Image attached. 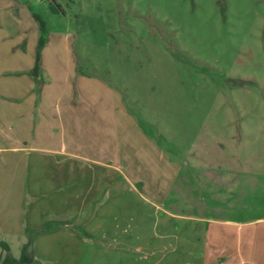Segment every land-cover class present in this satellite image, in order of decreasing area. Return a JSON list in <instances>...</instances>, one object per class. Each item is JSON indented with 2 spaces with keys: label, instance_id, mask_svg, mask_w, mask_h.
I'll use <instances>...</instances> for the list:
<instances>
[{
  "label": "rangeland",
  "instance_id": "1",
  "mask_svg": "<svg viewBox=\"0 0 264 264\" xmlns=\"http://www.w3.org/2000/svg\"><path fill=\"white\" fill-rule=\"evenodd\" d=\"M37 18L48 48L32 93L45 85L81 95L78 113L99 110L94 132L77 139L109 143L130 182L111 175L88 198L71 243L49 215L25 240L5 238V256L27 247L29 264H262L264 0H0L6 102L34 65ZM69 67L88 82L75 84ZM10 117L0 105V147L19 135L6 132ZM36 165L26 212L40 199L26 195Z\"/></svg>",
  "mask_w": 264,
  "mask_h": 264
},
{
  "label": "crops",
  "instance_id": "2",
  "mask_svg": "<svg viewBox=\"0 0 264 264\" xmlns=\"http://www.w3.org/2000/svg\"><path fill=\"white\" fill-rule=\"evenodd\" d=\"M28 20L30 37L35 40L38 36V25L29 18L26 23ZM47 48L48 44H44L41 53L39 52V70ZM35 65L36 56L34 65L24 71L25 76L15 84L14 80L11 81L12 92L6 99L8 102L0 96V105L11 113V121L7 122L6 132L19 134L8 140L9 146L0 147V243L8 246V251L0 246V261H3L7 257L5 254L10 252V246L5 242V238L25 240L28 230L34 232L41 230L40 222L46 221L49 215L56 220V230L71 243L76 239L74 230L77 214L94 203L88 198L98 196L104 186L109 188L111 175L114 176L111 181L118 179L119 183L120 181L124 183L128 180L122 167L123 155L119 152L114 156L109 143L77 139L80 133L94 132V127L99 124L94 116L101 117L99 110L95 111L92 105H87L84 112L78 113L72 102L81 98V95L74 93L66 95L65 91L57 95L47 94L45 85H42L38 95L32 93L34 81L39 77V71L36 72V76L31 75ZM71 71L72 69L68 77H71L75 84L78 80L88 82L82 75L77 77V73ZM21 81L23 86L19 84ZM85 97L93 101L90 95ZM62 101L65 103L61 106ZM33 115L36 118H33ZM2 125L0 120V137L6 134ZM32 132L38 140H34L36 144L28 145ZM66 132L68 140L65 139ZM31 155L32 162L29 160ZM30 163L34 166L37 164L39 179L37 183L27 184L29 192L26 195L29 198L40 199L36 201L31 211L26 212L24 194L27 190L25 182L31 173ZM34 169L31 175L33 178ZM79 181L81 185H77ZM78 188L85 189L84 193H76L75 190ZM48 193L49 200L46 198ZM49 202H52L51 206L47 205ZM27 252L30 255L28 250ZM261 263L264 264V261ZM248 264H255V261L248 259Z\"/></svg>",
  "mask_w": 264,
  "mask_h": 264
},
{
  "label": "trees",
  "instance_id": "3",
  "mask_svg": "<svg viewBox=\"0 0 264 264\" xmlns=\"http://www.w3.org/2000/svg\"><path fill=\"white\" fill-rule=\"evenodd\" d=\"M38 19V18H37ZM39 20V31H40V36L38 38V51L36 53V65H35V68H34V71H32L31 75L34 77L36 76V72L39 71V68H38V63H39V51L40 49L44 46L45 44V32H46V28H45V25L44 23L40 20ZM0 246L3 247V249L5 251H8V246L6 244H3V243H0ZM31 262V257L29 255V253L27 252V247H24L21 251V254L18 258H11V257H6L2 263L3 264H28Z\"/></svg>",
  "mask_w": 264,
  "mask_h": 264
}]
</instances>
